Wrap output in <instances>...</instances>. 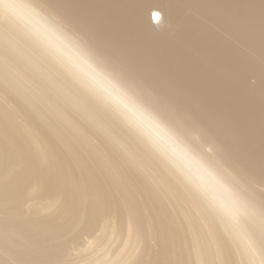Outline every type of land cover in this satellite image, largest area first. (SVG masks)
<instances>
[{
  "label": "bare ground",
  "instance_id": "obj_1",
  "mask_svg": "<svg viewBox=\"0 0 264 264\" xmlns=\"http://www.w3.org/2000/svg\"><path fill=\"white\" fill-rule=\"evenodd\" d=\"M70 30L193 110L223 160ZM0 264H264V0H0Z\"/></svg>",
  "mask_w": 264,
  "mask_h": 264
},
{
  "label": "snow or ice",
  "instance_id": "obj_2",
  "mask_svg": "<svg viewBox=\"0 0 264 264\" xmlns=\"http://www.w3.org/2000/svg\"><path fill=\"white\" fill-rule=\"evenodd\" d=\"M70 34L74 37L75 46L92 56L117 81L124 98L134 97L149 106L161 121L193 148L204 150L203 146L208 145L209 148L204 151L210 161L220 163L223 160L226 146L217 142L212 130L175 95L148 82L145 75L128 58L98 43L88 33L70 30ZM236 178L242 179L239 173H236Z\"/></svg>",
  "mask_w": 264,
  "mask_h": 264
}]
</instances>
